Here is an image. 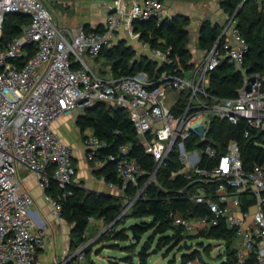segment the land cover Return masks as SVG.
I'll return each instance as SVG.
<instances>
[{
  "label": "built area",
  "instance_id": "1",
  "mask_svg": "<svg viewBox=\"0 0 264 264\" xmlns=\"http://www.w3.org/2000/svg\"><path fill=\"white\" fill-rule=\"evenodd\" d=\"M8 14L29 19L20 35L10 40L3 29ZM164 18L161 0L134 1L130 5L126 0H115L101 32L60 26L59 19L41 0H0V264H41L38 253L46 241L32 221L34 199L23 190L18 173L25 171L35 178L52 214L62 220L60 203L46 195V190L53 181L62 198L70 196L68 187L74 184L76 169L72 150L52 125L65 114L83 112L99 102L125 111L145 153L154 161L151 172L142 168L129 157V144L105 155L107 143L90 129L84 131L86 162L98 170L108 163L115 166L119 183L108 186L121 193L129 186L138 189L136 197L125 205L126 211L144 195L176 149L183 167L180 173L198 184L190 200L205 205L208 215L184 218L173 212L172 225L182 229L183 235L194 236L224 220L234 236V253L229 261L220 247V264H264V161L245 169L234 140L227 143L223 153L210 145L201 152L185 150L191 138L206 140L212 120L230 125L243 120L248 128L264 132V74L246 73L243 66L249 48L233 17L228 16L218 38H224L222 44L217 39L186 73L180 71L169 52L152 49L146 43L142 48L152 59L170 67L156 79H149L146 73L122 78L109 73L102 77L86 62V58L95 59L108 47L117 31H131L134 21L160 22ZM223 63L243 76L242 87L233 99H219L207 91L208 75ZM202 156L210 167L200 166ZM141 179L146 182L138 187ZM101 180L105 182L103 177ZM210 187H214L213 192H206ZM96 223L89 218V226ZM65 260L69 264L84 262L83 247ZM186 264L205 263L195 257Z\"/></svg>",
  "mask_w": 264,
  "mask_h": 264
},
{
  "label": "trees",
  "instance_id": "2",
  "mask_svg": "<svg viewBox=\"0 0 264 264\" xmlns=\"http://www.w3.org/2000/svg\"><path fill=\"white\" fill-rule=\"evenodd\" d=\"M220 0L221 8L236 22V28L246 40L249 48L248 55L244 61V69L248 75L253 73L264 74V0ZM29 23V19L21 14H8L3 23L4 34L7 39L19 36L21 28ZM188 20L181 17L164 18L160 22L156 20L134 21L132 27L134 32L140 35V41L148 44L152 49L163 53L169 52V57L177 64L181 72H189L195 68L193 55L188 49L189 34L187 31ZM221 31L218 26L205 22L200 28L198 48L202 51H210ZM224 38L220 40V43ZM101 62L104 68L99 76L107 77L110 73L113 78L129 77L139 73H146L149 79L158 78L170 67L161 65L154 59L137 57L132 47L120 41L112 47H104L95 58ZM243 76L233 66L226 63L219 65L208 75L207 91L211 96L219 99H233L237 91L242 87ZM184 100H182L183 103ZM77 126L82 133L90 129L95 137L107 143L104 154L116 153L122 145L129 144V157L136 160L142 168L151 172L154 169L153 159L144 151V147L137 135L131 121L124 110L111 106L105 102H99L91 108H86L77 120ZM248 136L245 137V133ZM234 140L240 148V157L245 169H250L254 164L264 161V132L248 128L245 121L241 120L236 125H230L225 121L212 120L205 141L191 138L185 143V150L201 152L206 145L225 152L227 143ZM205 156H202L200 166L210 167ZM183 169L178 159L177 150H172L164 165L158 170L156 179L150 183L144 195L134 201L128 212L119 216L128 201L134 199L138 189L129 186L120 197L97 194L88 191L76 184L70 185V196L62 198V192L57 185L51 181L46 195L57 200L61 206V218L69 226L71 249L75 250L85 243L86 231L89 227V218L101 221L104 227H111L109 236H102L97 244L105 242L125 243L130 241L124 224L127 219H149V222L134 224L135 234L142 237L145 233L152 231L147 239L152 245L155 237H159L156 249L161 251L166 247L183 250L180 264H186L195 257H199L207 264L198 249H202L206 256L210 253L211 241L222 243L229 261L233 258L234 236L228 230L225 221L220 220L217 227L210 228L198 235H183V230L174 227L171 222V213L178 212L184 218H199L208 215L205 205H199L190 200L198 187L197 183H191L180 172ZM103 177L106 183H119L113 163H108L105 168L96 173ZM146 179H141L138 187H142ZM214 187L206 189L213 192ZM246 204L243 205L245 207ZM121 229L116 230L117 227ZM207 241V244L199 241ZM195 242V250L192 244ZM116 243L113 247L120 248ZM180 247V248H179ZM129 252L130 247H123ZM87 254H85L86 257ZM149 253L140 250L137 253L139 264H147ZM125 260H130L127 257ZM88 264H93L89 262Z\"/></svg>",
  "mask_w": 264,
  "mask_h": 264
},
{
  "label": "crops",
  "instance_id": "3",
  "mask_svg": "<svg viewBox=\"0 0 264 264\" xmlns=\"http://www.w3.org/2000/svg\"><path fill=\"white\" fill-rule=\"evenodd\" d=\"M44 2L50 11L59 19V22L62 21L58 14L52 10L50 7L51 0H41ZM63 1V0H58ZM71 1V0H70ZM115 0H101V8L92 5V0L87 1L88 6L87 10H90V18L84 20L78 27H84L85 30H97L103 31V24L106 16L113 12ZM143 2V0H126L127 4L130 5L132 2ZM165 6L166 18L172 17H181L188 20L187 31L189 34V43L188 49L192 55H196V61L200 60L206 51H202L198 48V39L199 31L203 23L210 22L213 25L218 26L219 30L222 32L224 25L227 22L228 15L221 8L220 0H161ZM95 7V8H94ZM67 26V25H66ZM69 27V26H67ZM221 34V33H220ZM124 41L127 46L133 48L136 52L137 57H148L151 58L149 51L142 48L143 42L140 41V35L134 32V28L131 31L120 29L114 35L113 40L111 41L108 47L117 45L118 42ZM86 62L89 65L90 69L97 75L100 71L106 70L101 62L96 61L95 59L86 58ZM102 69V70H101ZM83 114L82 111L76 110L65 114L60 117V121L52 125V128L59 139L65 140V145H67L73 154V164L76 169V174L73 179L74 184L80 186L88 191H92L97 194H105L109 196L120 197L122 193L116 189H111L108 184L101 180V178L96 174L99 171L97 168L92 167L85 160V149L83 145L84 133L81 132L77 126V120ZM72 133H77L78 138L76 142H71L69 137ZM67 140V142H66ZM30 181H34L32 175L28 176ZM23 190L28 192L34 199V205L31 209V218L35 224V228L43 233V236L46 241V246L44 249L40 250L38 253V259L41 264H69L65 263V259L69 258L75 253V250L71 249L70 242V231L71 226H69L64 220L57 219L53 214L50 207V204L44 198L42 192H40L36 187L30 186L27 187L23 184ZM103 228V224L100 221L93 226H99ZM92 226V227H93ZM100 246H106L102 251L107 250L108 248L114 249L113 246L107 245L108 243H100ZM113 244V243H112ZM193 245V244H192ZM121 249L123 247H120ZM196 248H192L195 250ZM203 260L208 259L202 249H198ZM134 253V257L137 258V253ZM132 253V254H133ZM102 254V253H101ZM94 255V257H93ZM130 260H125L126 264H134V258L129 256ZM213 255L209 258L212 259ZM217 257L220 259L219 251ZM103 258V259H102ZM96 254L94 251L88 252V255L85 257V261L80 264H88L92 262L93 264H101L99 261L105 260L107 264H117L114 259L120 261L123 258H118L115 256H104L102 257ZM122 259V260H121ZM124 261V260H123ZM97 262V263H96ZM139 264V260L138 263ZM168 264H176L175 262ZM180 264V260H179Z\"/></svg>",
  "mask_w": 264,
  "mask_h": 264
},
{
  "label": "rangeland",
  "instance_id": "4",
  "mask_svg": "<svg viewBox=\"0 0 264 264\" xmlns=\"http://www.w3.org/2000/svg\"><path fill=\"white\" fill-rule=\"evenodd\" d=\"M87 1L89 0H63V1H58V0H51V5L50 7L52 8V10H54L58 16L60 17V19L62 21L59 22L60 26H69L71 28H76L78 27L84 20L90 18L91 14L90 10H87L86 7L88 6ZM92 5L93 6H97V8H101V0H92ZM95 8V7H94ZM194 60H196V55H193ZM198 61H196V63H198ZM176 99V98H173ZM173 99H169L170 102H175V100ZM61 118L57 119L55 121V124L57 122L60 121ZM78 134L76 133H72L69 137V140H71V142H76V139L78 138L77 136ZM61 141L63 143H65V140L61 139ZM67 142V140H66ZM31 175L28 172L25 171H20L18 173V177L20 179V181L22 182V184H24L27 187L30 186H34V188L36 187V189H38L40 192H42L39 188L38 185L36 183V180L34 179V181H30V179H28V176ZM128 212V210L126 211ZM125 212V213H126ZM124 213V214H125ZM149 219H127V221L124 224V228L126 230V233L129 236V240L128 242H123V243H116V242H112V243H116V245H119L120 247H130L129 249L130 251H135V253H138L141 250V246H142V242L147 240L151 235H152V231H149L147 233H145L142 237H141V244H137L135 241L132 240L131 238V233L128 231V227L130 225H134V224H140V223H144V222H149ZM101 228V224L100 227L98 226H89L88 230L86 231V235H85V243L82 245L83 247V251L84 254H87L88 252H92L94 251L96 254H98L99 256L104 257V256H115L118 258H123L122 261L120 260H116L114 259L113 261H115L117 264H126L125 263V259L129 256L133 257L134 260V264L138 263V260L134 257V253L132 254V252H129L128 250H126L125 248H117V247H113L114 249L108 248L107 250H103L104 247L106 246H100L101 244H97V241L100 237L102 236H109L111 234V230L112 228L107 226ZM122 226H119L116 228V230L121 229ZM159 237H155V240L152 244L153 248H156V244L158 241ZM189 245L193 244L192 247L195 248V244L196 241L194 242H189ZM199 242H203L204 244H207V241H199ZM108 243L107 245H110L112 243L109 242H105ZM212 246L209 248L210 249V253L208 256H206V254H204L208 259L205 260V262L207 264H220L222 263V258H218L217 257V253L219 248L222 246L221 242H217V241H211L210 243ZM180 248V247H179ZM183 250H179L178 248H174L172 249V247H166L163 248L161 251H159L157 254L152 255L149 253V257L147 259V264H168V263H172L175 262L176 264H179V260L183 254ZM102 253V254H101ZM213 255L212 259H209L211 256ZM94 257V255H93ZM103 259V258H102ZM99 261V259H97V262H100L101 264H107L105 262V260ZM96 262V263H97ZM99 264V263H98Z\"/></svg>",
  "mask_w": 264,
  "mask_h": 264
},
{
  "label": "water",
  "instance_id": "5",
  "mask_svg": "<svg viewBox=\"0 0 264 264\" xmlns=\"http://www.w3.org/2000/svg\"><path fill=\"white\" fill-rule=\"evenodd\" d=\"M246 0H244L245 2ZM244 2L241 4L239 8H241L244 4ZM236 18V14L233 16V19ZM220 42V39H218V43ZM126 211V208L123 209V211L120 213L119 216H122ZM128 231L131 233V238L133 241H135L137 244H141V237L135 234L134 231V225H130L128 227ZM141 249L144 250L145 252H148L152 255H155L158 253V250L156 248H153L152 245L148 242V240H145L142 242Z\"/></svg>",
  "mask_w": 264,
  "mask_h": 264
}]
</instances>
